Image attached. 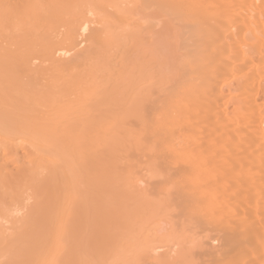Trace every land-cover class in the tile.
<instances>
[{"label": "bare ground", "instance_id": "1", "mask_svg": "<svg viewBox=\"0 0 264 264\" xmlns=\"http://www.w3.org/2000/svg\"><path fill=\"white\" fill-rule=\"evenodd\" d=\"M63 1L66 3L63 6H61L62 3H64ZM63 1H60V0H44V1L43 0L42 1L41 0H18V1L0 0V27L7 26L9 28L11 27L13 29H17L20 32L21 28L23 30L29 24L30 25L32 24L33 26H36V27H39L41 25L42 28L43 26H45L46 28L47 25H49L50 27L52 26L51 28H54V26L60 27L61 25H63V29L64 27L66 29H64V33L62 37L60 38V40L56 39V41H54L55 39L53 38L54 40H51L46 43H41L42 45L43 44L44 45L43 47L41 46L42 49L40 48L41 49L40 53H42V51L44 52L43 55L45 57V60L48 62L46 57L49 56V58L52 59V57H54L52 56L53 52L59 53V55L60 53L66 54L67 53L66 51L68 50V49H65L66 46L72 45V43L74 46V43H75L74 41H76L75 39H77V35H79L77 31L78 32L81 31L80 34H84L82 36H85V33L88 31H90L89 33L92 34L93 31L91 32V30L93 29L89 27L91 24L90 25L88 24V27H86V24L88 22L89 23L91 22V21L87 22L86 18H89L90 16H92V19L94 20L92 24L95 23L96 21V23H98V24H94L96 28L100 26V30L103 28L105 30H103L102 33L96 32L95 34L94 32L93 37L87 35L88 38L90 37V39L93 38L94 40V41L89 40L90 46L89 44L88 46L90 47V49L92 48L90 50V53L93 54L92 50L94 49L93 51L95 52V49H96V53H98V55L101 54L99 50L102 47L98 48L97 50V47H96L97 45H95L96 44L95 41H97V43L100 44V41H99L100 39L101 46L108 45L106 50H109L110 53L111 52L113 53L112 54L113 58H114V55L115 57L117 55H120V59H121L122 55H124L123 59H121L122 61L118 59L119 56L116 59L119 60V63H117L119 66H120V63H123V66L121 65V67H123L121 71H124V77L125 75H127L126 77L127 80L124 81L125 88L124 86L122 88L123 89L128 88L127 90L128 95H129L130 89L134 91L133 87L134 88L135 86L136 88L139 87V85L137 86V82H136L138 78H141L143 80V83H142L143 89L144 87H145V90L146 89L149 90V88L153 89L151 87L154 86L153 85L154 77L152 81H151V78H152V75L156 76V73H155L156 71L157 75L161 77V81L164 83L163 87L161 84L162 82L160 83L161 84L160 89L170 90L172 88L173 90V91L170 90L172 92L171 94H170V91H166V92L161 91V90L159 91L160 94L161 92L162 94L167 93L166 95L165 94L164 95H165V98L167 97L168 99L166 98V102L160 101L161 105L159 104L160 105L158 106L159 108L158 107L155 108L156 110L158 109L159 112L157 111L158 113L155 118H153L152 116V118L154 119L152 121V126L148 125L152 127V129H150L151 132L149 131L151 133L149 135L150 139L148 136L147 138L149 141L152 139L151 141L152 143L154 142L153 143L154 150H152L153 152L152 156L154 155L155 152H157V154L154 155L155 161L156 162L158 161L157 165H159L160 163L161 167L163 165H166L167 168L169 167V169H167L166 166L163 167L164 168L163 171L165 169L166 171L175 170L174 172L172 171L174 173V175L173 173L171 175L172 179L170 178V175L168 176L170 179L167 178L171 184H169L168 182V185H165V186L162 185V186L164 187L169 186L171 187V189L172 187H174L173 191L176 187L175 189L176 192L175 191L174 192L172 191V192L175 194L177 193L176 196L180 194L181 195L180 198L182 199L185 198V202L189 203L187 206V204L183 202V208L185 209L186 213L189 211V214L195 217V221H194L195 223H196V220L198 219L204 226H206L205 230L208 232V234L210 233L211 235L212 232L215 231L214 233H217L219 239L221 238L220 239L221 245L219 241L218 244L220 245V247H218V249L221 248L222 246L223 254L222 256L220 255V256H216L215 258H213L215 259V264H264V0H63ZM165 1L168 4L167 3L165 4ZM59 2L61 3V5ZM151 3H153L154 5L156 4V5L152 7ZM62 7H64L63 10L64 9L67 10L68 13L64 12L65 13L64 14L61 12L60 13L57 12V10L61 11L62 9L61 10L59 9ZM110 10L112 11V15L116 16L115 19H114V16L112 18ZM173 18H175L176 22ZM172 19L177 24V26L179 23L180 27L176 28V25L172 21ZM110 28L111 29L113 28L112 30H114L115 28V31L113 32ZM116 28L118 31H116ZM179 28L180 30H177ZM76 29L78 30L76 31ZM0 30L3 31V32L1 31L2 33L0 32L1 33L0 36L2 35L5 36L4 31H6L7 29L1 28ZM201 30L206 32V34L208 33V37H209L208 41H206L205 38H204L205 40L202 39L205 35L202 32L203 36H201L200 34ZM181 31H184L183 35H188L190 39H193L190 41L192 42V44H194L195 47L194 46L193 48L191 47L192 49L188 48V49H191L189 52L187 51L188 50L187 45L189 47V44H187L186 46L184 45L187 43L185 38L186 37L188 38V36L186 37L184 36L185 38L183 37L181 39V36H180ZM74 33H76V35ZM29 36L27 33V38ZM52 36L49 35V37H51L50 39H52ZM49 37H46V39ZM112 37L114 38V41L112 40ZM3 39H1V41H3ZM118 39L121 41H119ZM180 39L183 40V43L185 42L183 44L181 41L180 44L186 48L184 49L186 50V52L181 51V54H180V50L178 49L179 47L180 48L181 47L184 48V47L180 46L179 44L180 41L178 42V40ZM14 40H17V38L15 37ZM117 40L118 42H116ZM27 41H28L27 39L26 41L25 40H20L19 42L13 41V43H10V45L13 44L14 50L10 48L11 51H7V52H5L6 45L3 46L4 48L1 47L0 48V65L1 64L3 65V61H5L6 58L14 57L15 58V60L13 61L14 63L16 62V59L20 61L21 58L23 57H24L23 58L24 60L25 56L28 58L27 56L28 51H29V54H30V51L35 52L36 51L35 48H33L34 51L29 50L27 48ZM31 41L33 42L35 41V39H32ZM36 41H37V38H36ZM122 41H123V44H122ZM193 41L196 43H193ZM76 42H77L76 43L77 45L78 41ZM102 42H103V45H102ZM29 43L31 44V42ZM1 44L0 46H2ZM7 45H9V43ZM32 45L34 46L33 43ZM94 45H95V48H94ZM116 45L119 47V49L117 48L116 51H114L115 50L114 48H116ZM121 45L122 46L126 45V46L122 47ZM108 47H112V48L108 49ZM119 50H120V53H119ZM37 54H35L36 56L34 55L35 56L34 58L41 59L43 55L39 54L38 55L39 57H38ZM50 54H51V57H50ZM15 56L16 57L19 56L20 58H16ZM84 56H86V58L88 57V55H84ZM32 60H33V57H32ZM45 60L43 58V62ZM113 60L114 59H112L111 61ZM28 61L30 62V59H28ZM85 62L87 63L86 59H85ZM85 62H83L84 65H85ZM17 63L19 62L17 61ZM26 63L27 62L25 60V64ZM78 63H81V62L78 60ZM91 64H92V61H91ZM76 65L78 64L76 63ZM87 65L88 67L91 66L90 64H87ZM13 66H14L13 70L15 72L18 71V69L17 70L15 69L16 68L15 65ZM64 66H65L64 68L57 66V68L59 69L56 71H59L62 68V71L60 72H63V70L67 69L66 66L70 67L71 65L66 64ZM72 68H73V65H72ZM96 68L99 69L98 67ZM74 69L76 70L75 67ZM86 69L87 68H84V70ZM97 69L96 70L95 68L89 69L91 70L92 75H89V77L90 76L91 77L90 78L87 77L86 78L87 80L84 79V81L94 83V81H89V79L92 78L91 80H93L95 73L96 72L100 73L98 72ZM113 69L115 70V68H109L107 73L110 72L111 74H113L114 73ZM80 72L82 73L84 72V75H86L83 69L79 70L78 72L76 70L75 75L76 73L79 74ZM167 72L169 73V75L171 74L170 75L172 77L171 80L166 78ZM82 75L83 74H80L79 77H81ZM100 75L101 73L99 74V76ZM69 76L71 78L72 74L68 75L66 78H68ZM62 77H64V75ZM83 77L75 78L74 83L76 82V88L78 87L77 90H79L80 88L82 89L84 88V87L79 86V83H78L80 82V85H83L85 83L83 82ZM77 79L78 81H76ZM166 79L168 80V82ZM66 80L67 79H64L65 83H66ZM2 81L5 84L4 79ZM70 81H71L70 85H74L73 81L72 80ZM68 82L69 81H67V83ZM154 82H157V81H154ZM169 82L172 85L169 84L168 86L167 84ZM126 84L128 87L126 86ZM58 87H60V84L58 85ZM69 88L72 89L71 86L68 87V89ZM112 90L113 88L110 91L112 92ZM116 90H118L117 87H116ZM57 92H59V89ZM121 92H122V89H121ZM138 92L136 94H138ZM153 92H156V90ZM157 92H158V89H157ZM141 93L144 94L143 91H141ZM150 93H152V90L150 92L148 91V94L145 93V95L148 96ZM92 95H93V90H92ZM122 95L120 94V97ZM57 96L58 95H56V97ZM156 96L158 95L156 94ZM113 97L115 98V96ZM128 97L126 100H128ZM134 97L136 96L134 95L132 98ZM150 98H152V94ZM158 98L156 99L154 98L153 100L157 101L159 100ZM165 98L163 100H165ZM129 99L131 100V98ZM142 101H143V98H142ZM162 102L164 103V105H162ZM90 103L91 102H89L88 105H90ZM112 106L113 105L111 104V107ZM146 109L147 108H145V110ZM150 109L152 110V108ZM152 114H153V111L151 115ZM155 114L156 113H154L153 115L155 116ZM151 115L149 114L148 116L146 114V117L147 118L150 117V120H151L152 119ZM3 120H4V116H3ZM147 121L149 124V120L146 119L145 122ZM6 122L9 123L8 120H6ZM60 122L61 121L59 120V123ZM9 124H13L14 127L11 125L12 128L11 127L7 128V125L6 126L3 124H1L2 126L0 125V191L3 190V188L4 190H6L4 192L9 191L11 194L10 196H12L11 199H14L12 200V202L18 201L19 203L22 202L21 200H23L24 193L26 194L28 192L29 198L31 197L30 198L31 200L30 199L28 200L33 201V207H34L33 214L34 215L39 214V216L45 215L46 217H48L49 215L47 212H50L51 209L53 210L55 208L54 205L56 204V202H58L57 205L60 202L62 203L65 202V205L66 204L68 205L69 203V201L66 202L69 199L65 201V197L62 198L63 196L62 190L64 189V185L65 187L68 186L67 185V182H68L67 174L65 175L66 176L65 179L67 180L66 184L62 185V182L60 184L59 181H62L61 177L64 176L63 171H65V169L66 171L67 170L69 171V168L71 165L69 163L72 162L71 160L72 158L70 159L69 155H68V158H67V155H64V156L70 162L66 161V159H64V161H66V164L63 161L61 162V160H59L60 152L58 153L59 155L56 154L57 149L59 147H56L57 149L53 147L54 144H51L52 141H50L49 143V139L53 140V138H59V139L64 138V140L62 139L63 141H65L66 138L71 139L72 135L74 134L73 133L74 127L68 126L67 124H66L67 126H65L64 124V126L62 125L63 128L54 127V130H52L50 127L48 128V126H45V124L44 126L42 124L41 127L39 124V128H34L31 126L27 127V125L26 126L19 125L17 124V122L15 125V123H12L11 120ZM51 126L53 127V125ZM115 126H117V124ZM205 143L207 144L206 147L203 145ZM62 145L64 146L63 143ZM48 148L51 151L53 150V148H55L56 149L55 155L54 153L49 151ZM40 149L42 150V152ZM44 152L46 153V155ZM41 153H44V154H41ZM70 154H71V157L72 155H75V153L74 154L70 153ZM56 156L58 157V159L56 158ZM23 158L25 160L24 162H21L23 161L22 160ZM52 164L54 165V167ZM57 164L59 167L61 165L59 169L56 167ZM49 166L51 167V169L53 167L52 169L53 172L52 170H50ZM160 166L158 167V170H160L159 169ZM44 169L47 171L45 172L47 179L45 178L46 180L42 182L41 178L36 179V177L40 173L43 174V175L40 174L39 175L40 177L42 178L45 177L44 173L42 172ZM58 170H59V173H57ZM165 173H163V175ZM58 174H60L61 176L59 175L58 177ZM55 176H57V180L60 178L58 182ZM160 180L161 182L163 181V179H160ZM161 182H159V185H157V187L160 186ZM128 185L127 187H129ZM60 186H62V189L60 188ZM58 187H59V190L57 189ZM69 187L70 185L67 187V189ZM71 187L73 188V185ZM164 187L162 188L163 191H164ZM74 190H72V192ZM59 191H61L60 196H59ZM166 193L167 191L165 192V194ZM3 195L5 196V194ZM171 195L172 194H170V196ZM66 196H67V193H66ZM74 196H75V199H77L76 195ZM170 196L169 198H171ZM25 197H27V195ZM173 198L171 199L172 202L178 199V198L176 199L174 198L173 200ZM75 199L73 200L75 201ZM6 201H7V198H6ZM9 202H11V200H9ZM2 203H4L3 198H2ZM2 203L0 202V210H2V206L7 207V204L2 205ZM159 204L161 205V203ZM174 204L180 205V200L178 204L176 201L175 203L173 202V206ZM150 206L152 205H149L148 207ZM157 206H158V203H157ZM3 209L5 210V208ZM60 209H59L60 212L58 211L59 213H57L56 215L54 212L51 211V213L52 214L54 213V214L51 215L49 213L50 216L55 215L59 217L58 222L59 221L62 222V220H63L62 223L68 222V216L72 217L71 215L72 213L69 215V211H67V208L66 210H64L63 213L61 212L62 210ZM4 210H3V213L6 212V211L4 212ZM54 210H56V208ZM71 210L74 211V207ZM152 210L155 212L154 209ZM181 210H182V207H181ZM65 211H66V214H65ZM30 212L32 211L30 210ZM16 214L19 215V213L17 212ZM64 214L66 215L67 220H66V217H64L65 216ZM179 214H180V211H179ZM34 215H33V218H34ZM155 215H156V212H155ZM30 217L31 215L28 217V219H30ZM57 217L56 219L54 218L50 219V217H48L50 220V224L52 223V226L54 224L53 223L54 220H56L57 222ZM124 217L126 218V215H122V218ZM157 217L158 215H156L155 218ZM36 218L37 217L35 215L34 221H36V223L34 224L30 219L29 222H32V226H35V224L36 226H38L39 225L38 223H42L41 221L42 217H39L41 219L40 222H39V218H38V222ZM1 219L3 220V218L0 216V221H2ZM19 220L22 222V218L19 217ZM26 220H27V217H26ZM198 220H197L196 228L199 227L198 229L200 230L201 225L198 226ZM125 221L127 222L126 219ZM122 222H123V219H122ZM131 223L132 222H130V225ZM23 224L24 223H22V225ZM25 224H27L26 221H25ZM44 224H46L45 221L43 222V225ZM59 225H60V228L58 226L57 227L58 230L56 228L55 232L53 231L54 234L56 233L55 235L53 234V232L52 234L50 233L52 237L57 236L58 240L60 239V234H63L62 231L64 232V230H66V229L63 230L64 226H62L61 223ZM130 225L128 227H130ZM39 226L42 228L41 224ZM47 226L49 228H52L48 224ZM3 227L1 228L3 229ZM40 227H36V228L40 229ZM131 227H133V223ZM139 228L143 230L144 227L142 228V225H141V227ZM166 228L170 229L169 226ZM186 228H188V225ZM193 228L194 227H192L191 229L192 231L195 230V228L194 229ZM203 228L201 227L202 230ZM37 229H35V232L37 231ZM132 229L134 231V228ZM158 229L159 227L157 225L156 230L154 229L155 232L153 230L154 237L155 236L158 237V233L155 234L156 232H159ZM163 229L164 228H162V231ZM208 229L210 232L208 231ZM205 230H203L202 234H204ZM128 231H129V228H128ZM197 231H195V233H197ZM164 232L165 233L162 232L163 235L161 233V236H164V238H165V234L170 236V233H169L170 230L168 232L169 234L166 232V229L164 230ZM29 234L31 236V234H33L32 231L29 232ZM190 234H192L191 231H190ZM123 235L125 234L123 233ZM123 235H121L122 238H123ZM132 235L134 234L132 233ZM151 236L153 237V235ZM159 236H160V232H159ZM68 237L69 239L68 241H66V243L70 241V235H67L66 238ZM154 237L147 238L153 241V242L150 241V244L156 243ZM196 237L197 236H195V238ZM0 238H1L0 242L2 245L3 240H4L3 233H1ZM188 238L189 237L185 239L186 242L188 241ZM195 238H194V241L197 242ZM208 238H210V240H212L213 242V240L216 239L217 237L212 238L209 236ZM27 239H31V238H27ZM125 239H127V237ZM189 239H191V237ZM54 240H55L54 242L57 243L56 237ZM119 240L120 239H118V241ZM204 240L206 241V236ZM5 241L7 240H4V243H6ZM97 241L98 240L96 239V242ZM165 242L166 240L162 242V244ZM169 242L171 244L172 240L170 239ZM169 242L167 244H169ZM141 243H142V240H141ZM100 244H101V241H100ZM173 244L176 245V243H173ZM215 244L216 243H214V245ZM127 245L128 244H126V246ZM149 245L147 243V246H143L144 250L147 247L149 248ZM157 245L160 246L159 244ZM179 245L180 247L181 246L183 247L182 243L181 244L179 243ZM150 246H151L150 249H152V247H154L155 245H150ZM130 247H131V244H130ZM140 247L142 249V246ZM101 248H102V245H101ZM156 248L158 249L159 247H156ZM181 252H183V250ZM66 253H67L66 255L67 259H69V261L66 260V262L67 261L68 262L65 264H70L71 259H70V256L68 255L69 253L68 252ZM208 253H210V256H211V252H208ZM217 253L218 252L215 250L214 256ZM199 254L202 255V252L201 253L199 252ZM50 255H48L49 260L48 261L46 260L49 264H50L49 261H52L51 258L54 257L53 254H50ZM136 257L134 256L133 258L135 262L137 260L135 259ZM34 258L35 259L30 262H32V264H37V260L39 258L37 259L36 257ZM43 259H44V256H43ZM47 262L46 264H48ZM52 262L54 263V261ZM187 262L189 261L187 260Z\"/></svg>", "mask_w": 264, "mask_h": 264}, {"label": "rangeland", "instance_id": "2", "mask_svg": "<svg viewBox=\"0 0 264 264\" xmlns=\"http://www.w3.org/2000/svg\"><path fill=\"white\" fill-rule=\"evenodd\" d=\"M15 1H18V0H15ZM60 1H63V0H60ZM65 3L66 2L62 3V5L60 3V5L63 6ZM153 3H151L152 7L156 5V4L154 5ZM166 3L167 2L165 1V4ZM63 8L64 7L60 8V9L57 8L59 10L62 9L61 11L57 10V12H59V13L65 12L66 13L67 10H65V9L63 10ZM111 15H112V11H111ZM113 16L114 15H112V18H113ZM89 18H91V19H89ZM89 18H86V20H87V22L88 21H91V22L90 23L88 22L86 24V27H88V24L89 25L91 24L89 27L93 29V30H91V32L93 31L92 34L89 33L90 31H88V32L85 31L86 32L85 36H82L84 34H80L81 31L78 32L77 31L78 29H76V31L80 35V37H79V35H77V39H75V40L78 41L79 45L78 44L76 45V43H77L76 41H74L75 42L74 46H73V43H72V45H67L65 48V49H68L66 51L67 52L66 54L60 53V55H59V53L53 52L52 56H54V57H52V59H50L49 56L46 57L48 62L45 60V57L43 55L44 52L42 51V53H40V51L42 49L41 46L43 47V45H44V44L42 45L41 43H46V42H49V41L54 40V39H55L54 41H56V39L60 40V38L62 37V35L64 33V29H66L65 27L63 29V25H61L60 27L54 26V28H51L52 26L50 27L49 25H47L46 28H45V26H43V28H42L41 25L39 27H36V26H33L32 24L31 25L29 24L23 30L21 28L20 32L17 29H13L11 27L10 28L7 26L0 27V29L1 28L7 29L6 31H4L5 36H3V35H2L3 37L0 36V44L2 42V44H1L2 46H0V48L6 45L5 52L11 51L10 48H12V50H14L13 44L10 45V43H13V41L14 42L15 41L19 42L20 40L26 41V39L28 40L27 41V48L29 50H33V51H34L33 48L36 49L35 52L30 51V54L28 51V54H27L28 58L26 56H25L24 60H23L24 57L21 58L22 62H21V60L19 61L18 59H16V62L13 63V61L15 60V58L13 57L14 59L13 58H6L5 61H3V65L2 64L0 65V114H1L0 115V120H1L0 125L1 124L5 125V126L7 125V128H10L11 125L13 126V124H9L10 120H11V122L15 123V125L17 122V124H19V125H23V126L27 125V127L31 126L34 128H39V124H40V127L42 126V124H43V126L45 124V126H48V128L50 127L52 130H54V127L63 128L64 124H65V126L68 125V126L74 127V131H73L74 134L72 135L71 139L66 138L65 141H63L64 138H62L63 140L59 139V138H53V140L49 139V143H50V141H52L51 144H54L53 147H55V148L59 147L58 149L56 148L57 152H56L55 148H53V150L55 149L54 152H53V150L51 151L48 148L49 151L54 153V155H55V152H56V154H58L60 152L61 156L58 154L59 160H61V162L62 161L65 162V164H66V161H68V159H67L68 155H69L70 159L72 158L71 159L72 162L68 161V162H70L69 164H71L69 171L68 170L66 171V169L64 167L65 171L62 170L64 176L61 177L62 181H59L60 184L62 182V185H63V184H66V182L68 180L67 185L68 186L70 185V187L67 189L68 186L65 187V185H64V189L62 190L63 191L62 192V195H63L62 198L65 197V201L67 199H69L66 201V202L69 201V203H68V205L67 204L65 205V202H63L64 204L62 202H60L57 205L58 202H56V204L54 205L56 210H54L55 209L54 207H53L54 208L53 210L51 209V211L54 212L56 215L57 213L60 212L59 211L60 208H61L60 210H62L61 211L62 213L67 208V211H69V215L72 213L71 214L72 217L68 216V222L62 223L63 220H62V222L61 221L58 222L59 217H57L55 215H54L55 217L50 216V214L53 215L54 213L52 214L51 211L47 212L49 215L48 217H50V219L51 218L56 219V217H57L58 223L56 222V220H54V222H53L54 224L52 226V223L50 224V220L48 217H46L45 215L39 216V214L38 215L35 214L37 217L36 218L37 222H38V218L42 217V220L39 218V222L41 220L42 223H38L39 225L41 224L42 228L39 225L36 226V224H35V226H32V222L34 224V223H36V221H34L35 215L33 214L34 213L33 212V208H34L33 207V201H30L31 197L29 198L28 192L26 194L24 193V197H23L24 201L21 200L22 201L21 202L22 205H21V203H19L18 201L12 202V200H14V199H11L12 196H10L11 195L10 192L9 191L4 192L6 190H4V188H3V190L0 191V198H1L0 202L2 203V198H3L4 203H2V205L7 204L8 208L5 206H2V210H0V214H1L0 216L3 218V220L5 219L4 221L2 219H1L2 221H0V232L3 233L4 240H7V241H5L6 243H4V240H3L2 245L0 242V254H1L0 264H29L30 261L35 259L34 257H36V259L39 258L38 259L39 261L37 260V264H46V262L49 260L48 255H50V254L54 255V257L52 256L53 258H51V260L54 261L55 264H65L69 261V259H67V256H66L67 255L66 252L69 253L68 255L70 256V259H71L70 264H188V263L189 264H215V259H213V258H215L216 256H220V255L222 256V254H223L222 246H221V248L218 249V247H220V245H221V240H220L221 238L219 239L217 233H214L215 231L212 232L211 235H210V233L208 234V232L205 230L206 226H204L198 219H197L198 220V226L201 225L202 228L204 227L203 230H205V232H204L205 235L202 234L203 230L201 229V227H200V230L198 229L199 227L196 228L197 220L195 223L194 222L195 217L191 216V214H189V211L186 213L185 209L183 208V202H185V198H183L184 199L183 200L182 198H180L181 197L180 194H178L176 196L177 193L176 194L173 193L174 191L176 192V190H175L176 187H175L174 191H173L174 187H172V189L169 186L164 187L165 185H168V182H169V184H171L167 178H169L168 177L169 175L171 178L172 177L171 175L175 170L166 171V169H165L163 171V169H164L163 167H165L166 165H163L161 167L160 166L161 164L159 163V165H157L158 161L156 162L154 159V155H156L157 152H155L154 155L152 156V153H153L152 150H154V148H153L154 142L153 143L151 142L152 139L149 141L147 136L150 139V136H149L151 134L150 129H152V127H150V126H152V121L154 120L153 118H155L157 113L159 112L158 109L156 110L155 108H157L158 106L161 105L160 101L166 102V98H167V97L165 98V95L167 93L162 94V92H161V94H160V92H159L161 90L160 85L162 84V87L164 85V83L161 81V77H159L157 75V72L155 71L156 76L152 75L151 81L154 77V81H157V82L153 81V85L155 86V88H154V86H152L151 88H153V89L149 88V90L148 89L145 90V87L143 89V84H142L143 80L141 78H138L136 80V82H137V86L139 85V87L136 88V86H135L136 89L133 87L134 91H132V89H130V87H129L130 90H129V95H128V91H127L128 88L127 89L122 88L123 86L125 88L124 81L127 80V78H126L127 75H125V77H124V71H121L123 69V67H121V65L123 66V63H120V66L117 64V63H119V60L123 59L124 55H122L121 59H120V55H117L116 57L114 55V58H113V55H112L113 53L112 52L110 53L109 50H106L108 45L107 46L106 45L101 46V40L100 39H99L100 44H98L97 41H95L96 42L95 45H97L96 46L97 50H98V48L102 47L99 50L101 52V54L99 52L100 55H98V53H96V49H95V52L93 51L94 49L92 50L93 54L90 53V50L92 48L90 49L89 43H90V41H94V40H93V38H91L92 40L90 39V37L88 38L87 35L93 37L94 32H95V34H96V32L102 33V31L105 29L102 26L103 29L100 30V26H99V27H97L99 29V31H98V29L94 25V24H98V23H96V21H95V23L92 24V22L94 21L92 19V16H90ZM115 18H116V16H114V19ZM173 19L175 20V18H173ZM173 19H172V21H173ZM114 21H113V23H114ZM116 21H118V20H116ZM175 22H176V20H175ZM175 25H176V28L180 27L179 23H178V26L176 23H175ZM49 28H50V30L51 29L52 30L50 31ZM35 29H36V31H35ZM94 29H95V31H94ZM27 30H28V32H27ZM29 30H30V32H29ZM86 30H88V29H86ZM177 30H180V28ZM1 31L2 30H0V32ZM112 31L114 32L115 28ZM116 31H118L117 28H116ZM8 32H9V34H8ZM202 32L205 35L202 39L203 40L206 39V41H208V39H209L208 33L206 34V32L201 30V32H200L201 36H203ZM1 33H0V35H1ZM21 33H23V34H21ZM27 33H28V36L31 35L28 38H27ZM183 33H184V31H181V34H180L181 39L184 36L185 37L188 36V35H183ZM48 34L50 36L53 35L52 39H50L51 37H49ZM74 34L76 35V33H74ZM110 34H112V33H110ZM23 35H25V36H23ZM54 35H55V37H54ZM20 36H22L23 38ZM13 37L14 38L16 37L17 40H14ZM31 37H32V39H35V41L32 42ZM46 37H49V38L46 39ZM9 38H10V40H9ZM18 38H19V40H18ZM36 38H37V41H36ZM1 39H3V41H1ZM181 39L178 40V42L180 41L179 44L181 43V41L183 43V40H181ZM185 39H186L187 43L184 44L185 43L184 42L183 44L185 46L187 44H189V47L187 45V49L191 48V47L193 48L194 44H192V42L190 41L193 39H190L189 36H188V38L186 37ZM188 39H189V41H188ZM85 40H86V42H85ZM112 40L114 41L113 37H112ZM118 40L116 42H118ZM113 41H111V42H113ZM119 41H121V40H119ZM29 42H31V44ZM8 43H9V45H7ZM32 43L34 44V46L32 45ZM83 43H84V45H83ZM193 43H196V42L193 41ZM88 44H89V46H88ZM114 44H115V42H114ZM122 44H123V41H122ZM190 44H191V46H190ZM86 45H87V47H86ZM95 45H94V48H95ZM98 45H100V46H98ZM102 45H103V42H102ZM30 46H31V48H30ZM37 46H38V48H37ZM125 46H122V47H125ZM180 46H183V45L180 44ZM73 47H74V49H73ZM92 47H93V45H92ZM83 48H84V50H83ZM110 48H112V47H108V49H110ZM117 48L119 49V47L116 45V48H114L115 49L114 51H116ZM181 49H183V50H181ZM184 49H186V48L185 47L184 48L179 47L178 50H180V54H181V51L186 52V50H184ZM191 49H188L187 51L189 52ZM86 51H87V53H86ZM36 52L39 53L40 55H43L41 57V59L34 58L36 56L35 54H37ZM54 53H55V55H54ZM119 53H120V50H119ZM39 54H37V56ZM105 54H106V56H105ZM84 55H88V57L86 58V56H84ZM118 56H119V58H118ZM32 57H33V60H32ZM50 57H51V54H50ZM16 58H20V57L17 56ZM43 58L45 60L44 62H43ZM116 58H118L119 60ZM28 59H30V62L28 61ZM85 59H86L87 63L85 62ZM112 59H114L115 61L114 60L111 61ZM25 60L27 62L26 64H25ZM78 60L81 63H78ZM17 61L19 63H17ZM38 61H40V62H38ZM82 61L85 62V65ZM91 61H92V64H91ZM71 62H72V64H71ZM112 62H113V64H112ZM76 63L78 65H76ZM66 64H70L71 66L70 67L66 66L67 69L63 70V72H60V71H62V68H64L65 67L64 65H66ZM87 64H90L91 66L88 67ZM13 65H15V67H16L15 69L16 70L18 69V71L15 72L13 70L14 69ZM72 65H73V68H72ZM1 66H2V68H1ZM57 66L62 67L61 70L56 71L59 69V68H57ZM74 67L76 68L77 72L79 70L83 69V71H85L86 75H84V72L83 73L80 72L79 74L76 73V75H75L76 70L74 69ZM96 67H98L99 69H97ZM106 67H107V69H106ZM108 67L109 68H115V70L113 69L114 70L113 74H111L110 72H109L110 74L107 73L108 69H109ZM84 68H87V69L84 70ZM91 68H93V69L95 68V70L97 69L98 72L101 73V75L99 76L100 73L96 72L97 75L95 73L93 80H91L92 78L89 79L91 77V76L89 77V75H92L91 70H89ZM117 68H119V69H117ZM116 69H117V71H116ZM110 70H112V69H110ZM116 72L119 73L122 77L119 74H117ZM93 73H94V71H93ZM16 74H17V76H16ZM70 74H72V77L70 78V76H69L68 78H66ZM80 74L84 75V77H83V75L81 76V77H83V82H85L84 79L87 80L86 78L89 77L88 78L89 81H94V83L93 82L90 83L87 81L84 84L81 82L83 85H80V82H78L79 86L84 87V88L83 89L80 88L82 90H80V89L77 90L78 87L76 88V82L74 83V81H75V78H81V77H79ZM130 74H131V72H130ZM63 75L65 78L62 77ZM170 75L167 72L166 78L169 80L172 79V77ZM74 76H76V77H74ZM106 76H107V78H106ZM155 77H156V79H155ZM124 78H126V79H124ZM3 79L5 81V84L2 81ZM64 79H67L66 83L64 82ZM68 79L72 80L74 85H70L71 81ZM67 81H69L68 82L69 84L67 83ZM76 81H78V79ZM138 81H139V83H138ZM167 82H168V80H167ZM167 82H165V83H167ZM170 82L167 84L168 86H169V84H171ZM78 83H77V85H78ZM86 83H87V85H86ZM59 84H60V87L63 89L58 87ZM110 84L112 87L110 86ZM115 85H116L118 90H116ZM67 86L68 87L71 86L72 89H70V88L68 89ZM126 86H127V84H126ZM57 87L59 89V92H57L58 91ZM110 87H111V89L113 88L112 92L110 91L111 90ZM114 87H115V89H114ZM105 88H106V90H105ZM121 89H122V92H121ZM157 89H158V92H157ZM92 90H93V95H92ZM100 90H101V92H100ZM138 90L140 93L138 92ZM147 90L149 92L152 90V93H150L148 96L145 95V93L148 94ZM155 90H156V92H153ZM170 90H172V88ZM170 90L167 89V90H161V91L166 92V91H170ZM109 91L111 94L109 93ZM141 91H143L144 94H142ZM137 92L139 95L136 94ZM48 93H49V95H48ZM57 93H59V94H57ZM171 93L172 92L170 91V94ZM120 94L121 95L123 94V95L120 97ZM151 94H152V98H150ZM156 94L158 96H156ZM56 95H58V96L56 97ZM95 95H97V96H95ZM111 95L115 96V98ZM134 95L136 97L132 98ZM140 96H141V98H140ZM127 97H128V100H126ZM57 98H58V100H57ZM82 98H83V100H82ZM90 98H91V100H90ZM103 98H105V99H103ZM118 98H120V99H118ZM129 98H131V100ZM142 98H143V101H142ZM148 98H149V100H148ZM154 98L155 99L158 98L159 100L154 101L153 100ZM164 98H165V100H163ZM79 100H81V101H79ZM89 102H91L90 105H88ZM148 102H150V103H148ZM111 104L113 105L112 107H111ZM146 104H147V106H146ZM128 105H129V107H128ZM162 105H164L163 102H162ZM144 106H145V108L148 109V111H147V109L145 110ZM87 107H88V109H87ZM161 107H160V109H161ZM150 108H152V110ZM152 111H153V114L156 113L155 116L153 114L151 115ZM145 113L148 116L150 114L151 118H152V116H153V118L150 120V117L147 118ZM3 116H4V120H3ZM117 116H119L120 118ZM5 118H6V120L9 121V123L6 122ZM146 119L149 120V124H148V121L145 122ZM59 120L61 121L60 123H59ZM115 121H117V122H115ZM33 123H34V125H33ZM36 123H37V125H36ZM116 124H117V126L118 125L119 126L118 127L115 126ZM51 125H53V127ZM148 125H150V126H148ZM64 142H66V143H64ZM62 143L64 144V146L62 145ZM150 144H151V146H150ZM205 144H203V145L206 147L207 144L206 145ZM48 146H49V144H48ZM149 149H150V151H149ZM156 150H157V148H156ZM44 151H45V149H44ZM70 151H72V152H70ZM41 152H42V150H41ZM73 152L75 153V155H72V157H71L70 153L74 154ZM44 153H41V154H44ZM47 153H48V151H47ZM52 153H51V155H52ZM45 155H46V153H45ZM49 155H50V153H49ZM64 155H67V158H65ZM151 157H152V159H151ZM56 158L58 159L57 156H56ZM64 159H66V161H64ZM22 160L23 161H21V162H24L25 159L23 158ZM152 160H154V161H152ZM26 161H27V159H26ZM155 166H156V168H155ZM159 166H160V168H159L160 170H158ZM53 167H54V165H53ZM53 167H52V169H53ZM56 167L59 169L61 167V165L59 167L57 164ZM68 167H67V169H68ZM49 168H50V170H52L50 166H49ZM166 168H167V166H166ZM153 169H155V170H153ZM167 169H169V167ZM70 171H72V172H70ZM162 171H163V173H165V171H166L167 174L165 173L163 175ZM42 172L45 175V172H47V171L44 169ZM52 172H53V170H52ZM66 172H68L69 174ZM57 173H59V170L57 171ZM57 173H56V175H57ZM40 174H42V173H40ZM60 174H58V177ZM66 174H67V180L65 179ZM39 175H37L36 179L41 178L42 182L47 179L46 175L43 178L40 177ZM157 175H159V176H157ZM173 175H174V173H173ZM55 177L57 180V176H55ZM71 177H72V179H71ZM63 178H64V180H63ZM69 179H70V181H69ZM160 179H163L164 182L163 181L161 182ZM58 180H60V178ZM58 180H57V182H58ZM74 182H75V184H74ZM159 182H161L160 186L157 187V185H159ZM128 183H129V185H128ZM57 185H58V183H57ZM72 185H73V188L71 187ZM127 185L129 187H127ZM162 185H164V186H162ZM161 186H162V188L164 187L165 192L167 191L166 194L162 190ZM60 188L62 189V186H60ZM57 189L59 190V187ZM169 189H171V190H169ZM69 190H70V192H69ZM72 190H74V191L72 192ZM160 191H162V192H160ZM177 191H178V189H177ZM169 192H170V194H172V195L174 194V195L170 196ZM66 193H67V196H66ZM70 193H71V195H70ZM3 194H5V196ZM60 194H61V191H59V196H60ZM26 195H27V197H25ZM69 195L71 196V198ZM74 195H76L77 199H75ZM169 196L171 198H169ZM5 197L7 198V201H6ZM173 197L175 199L176 198H178V199L174 200ZM8 198H9V200H11V202H9ZM172 198L174 200L173 202L175 203V201H176L177 204L180 200V205L182 207V210H181V207L179 204L178 205L174 204V206H173V202L171 201ZM28 199H30V200H28ZM73 199H75L76 202ZM25 200L26 201L28 200L27 201L28 204ZM63 201H64V199H63ZM30 202H32V203H30ZM9 203H10V205H9ZM73 203H75V204H73ZM157 203H158V206H157ZM159 203H161V205ZM13 204H15V205H13ZM69 204H70V206H69ZM186 204L188 206L189 203L187 202ZM27 205H28V207H27ZM30 205H31V207H30ZM149 205H152V206L148 207ZM58 207H59V209H58ZM73 207H74L75 212L73 210H71ZM176 207L179 209H177ZM3 208H5V210ZM26 208H27V210H26ZM138 208H139V210H138ZM152 209H154L156 212V215H158L157 218H155L156 215ZM3 210H4V212L5 211L6 212L3 213ZM30 210L32 212H30ZM1 211L3 214L1 213ZM179 211H180V214H179ZM16 212L19 213V215L16 214ZM78 213H79V215H78ZM65 214H66V211H65ZM30 215H31L30 219L32 222H29L30 219H28V217ZM33 215H34V218H33ZM75 215H77V216H75ZM122 215H126V218L125 217L122 218ZM180 215H181V217H180ZM19 217L22 218V222L19 220ZM26 217H27V220H26ZM64 217H66V215ZM6 218H7V220H6ZM77 218H78V220H77ZM122 219H123L124 223L122 222ZM125 219L127 220V222L125 221ZM137 219H139V220H137ZM8 220H10V221H8ZM43 220L46 222V224H44V225H43V222H44ZM66 220H67V217H66ZM5 221H7V222H5ZM19 221H20V223H19ZM25 221L28 225L25 224ZM128 221H129V223H128ZM130 222L133 223V227H131L132 223L130 225ZM22 223H24V224L22 225ZM60 223L62 224V226H64L63 230L64 229H66V230H64V232L62 231L63 234H60L59 240H58L57 236H55L56 242H57V243H55L54 242L55 237L54 236L52 237L51 234L53 231L55 232V230L58 226L60 228V225H59ZM156 223H158V224H156ZM194 223H195V225H194ZM2 224L4 227L2 226ZM47 224L52 228H49L47 226ZM122 224H123V226H122ZM129 225H130V227H128ZM141 225H142V228L144 227L143 230L141 228H139V227H141ZM157 225L159 227L158 231L160 232V236H159V232H156L155 234L158 233L159 238L156 236L154 237V233H153V230L154 229L156 230ZM187 225H188V228H186ZM168 226L170 227V229L166 228ZM1 227H3V229ZM9 227H10V229H9ZM36 227H40L41 230L37 229ZM192 227L195 228V230H193L194 232L191 230ZM128 228H129V231H128ZM132 228H134V231ZM162 228H164L163 231H162ZM35 229H37L36 232H35ZM48 229H50V230H48ZM165 229H166L167 233L170 230V232H169L170 236L165 234V238H164V236H161V233L162 232L165 233L164 232ZM57 230H58V228H57ZM138 230H140V231H138ZM155 230H154V232H155ZM211 230H212V228H211ZM31 231L33 234H31V236H30L29 232H31ZM190 231L192 234H190ZM195 231H197V233H195ZM200 231H201V233H200ZM208 231H209V229H208ZM54 232H53V234H54ZM122 232L125 235H123ZM1 233H0V235H1ZM127 233H128V235H127ZM132 233L134 235H132ZM163 233H162V235H163ZM193 233L195 236H197L196 238L193 235ZM64 234H65V236H64ZM213 234H214V236H213ZM67 235H70V241L66 243V241H68V239H69V237L66 238ZM121 235H123L124 239L122 238ZM143 235H145L146 237ZM151 235H153V237L155 238L156 243L150 244L151 239H147V238H149V237L153 238ZM190 235H192L193 238ZM36 236H37V238H36ZM63 236H64V238H63ZM120 236H121V238H120ZM205 236H206V241L204 240ZM209 236L212 238L217 237L219 240L216 238L217 240L214 239L212 242V240H210V238H208ZM108 237H110V238H108ZM126 237H127V239H125ZM187 237H189V238L191 237V239L188 238V241L186 242L185 239H187ZM27 238H31V239H27ZM194 238H195V240H197V242L194 241ZM25 239H27V240H25ZM96 239L99 242L98 241L96 242ZM118 239H120V240L118 241ZM162 239H163V241H162ZM170 239L172 240L171 244L169 242ZM141 240H142V243H141ZM147 240H148V242H147ZM165 240H166V242L162 244V242H164ZM93 241H94V243H93ZM100 241H101V244H100ZM122 241L123 242L125 241V242L123 243ZM177 241H179V242H177ZM219 241H220V245L218 244ZM151 242H153V241H151ZM168 242H169V244H167ZM147 243H148V245L150 244V245H155V246L152 247V249H150L151 246L149 245V248L145 247L146 249L144 250L143 246H147ZM173 243H176V245H174ZM179 243L180 244L182 243L183 247L182 246L180 247ZM210 243H211V245H210ZM214 243H216V244L214 245ZM126 244H128V245L126 246ZM130 244H131V247H130ZM140 244H142V245H140ZM157 244H159L160 246H158ZM101 245H102V248H101ZM140 246H142V249ZM156 247H159V248L157 249ZM179 247H180V249H179ZM205 248H206V250H205ZM1 249H2V251H1ZM214 249L218 252L215 256H214V252H215ZM182 250H183V252H181ZM204 250H205V252H204ZM207 250H208V252H211V256H210V253L207 252ZM131 251H132V253H131ZM140 251H142V252H140ZM38 252H40V253H38ZM199 252L200 253L202 252V255L199 254ZM31 254H32V256H31ZM43 256H44V259H43ZM134 256L135 257L137 256L135 258V259H137L136 262H135V260H133ZM203 256H204V258H203ZM129 257H130V259H129ZM131 259H132V261H131ZM66 260H68V261L66 262ZM187 260L189 262H187ZM52 261H49L50 264H54ZM35 263H36V261H35ZM30 264H32V262H30Z\"/></svg>", "mask_w": 264, "mask_h": 264}]
</instances>
